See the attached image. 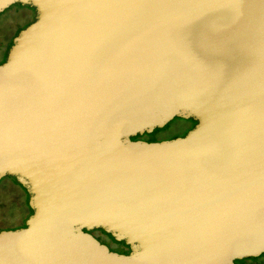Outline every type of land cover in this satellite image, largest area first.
<instances>
[{
  "label": "water",
  "instance_id": "obj_1",
  "mask_svg": "<svg viewBox=\"0 0 264 264\" xmlns=\"http://www.w3.org/2000/svg\"><path fill=\"white\" fill-rule=\"evenodd\" d=\"M0 264H236L264 252V0H0ZM184 136L131 139L174 117ZM128 247L109 250L90 230Z\"/></svg>",
  "mask_w": 264,
  "mask_h": 264
},
{
  "label": "rangeland",
  "instance_id": "obj_2",
  "mask_svg": "<svg viewBox=\"0 0 264 264\" xmlns=\"http://www.w3.org/2000/svg\"><path fill=\"white\" fill-rule=\"evenodd\" d=\"M31 6L14 3L0 12V62L7 58L8 49L16 34L33 20ZM193 121L190 118L174 117L161 127L138 134L139 139L148 142L170 140L188 132ZM190 130V129H189ZM185 133V134H186ZM29 196L17 180L10 175L0 178V231L24 227L31 215L27 207ZM94 237L111 250H124L126 244L117 241L104 230H95ZM238 264H264V252L258 256L239 259Z\"/></svg>",
  "mask_w": 264,
  "mask_h": 264
},
{
  "label": "flooded vegetation",
  "instance_id": "obj_3",
  "mask_svg": "<svg viewBox=\"0 0 264 264\" xmlns=\"http://www.w3.org/2000/svg\"><path fill=\"white\" fill-rule=\"evenodd\" d=\"M32 9L34 10V8L32 7ZM34 19H35V10H34V16H33V20L32 21H34ZM25 27V26H24ZM17 35V34H16ZM4 60H2L0 63H2ZM190 120L191 121H193V124L190 126V128L189 129H191L194 125H195V123H196V121L194 120V119H192V118H190ZM188 129V130H189ZM188 130H186V131H188ZM185 133L186 132H184L181 136H184L185 135ZM133 139H139V138H133ZM95 230H101V229H93V230H90L89 231V233H91L92 235H93V233H94V231ZM94 236V235H93ZM100 242V241H99ZM101 243V242H100ZM108 247V246H107ZM109 248V247H108ZM109 250H111L110 248H109ZM111 251H114V252H117V253H123V254H127L128 252H129V247L126 245V247H125V249L124 250H121V251H115V250H111ZM238 261L239 260H235L234 262L236 263V264H238Z\"/></svg>",
  "mask_w": 264,
  "mask_h": 264
},
{
  "label": "trees",
  "instance_id": "obj_4",
  "mask_svg": "<svg viewBox=\"0 0 264 264\" xmlns=\"http://www.w3.org/2000/svg\"><path fill=\"white\" fill-rule=\"evenodd\" d=\"M133 138H139V136L136 135L135 137H131V139H133ZM23 190H25V189L23 188ZM25 191H26V190H25ZM26 193H27V192H26ZM27 207L30 209L29 205H27ZM31 212H32V210H31Z\"/></svg>",
  "mask_w": 264,
  "mask_h": 264
}]
</instances>
